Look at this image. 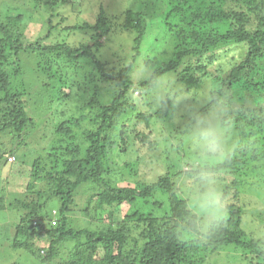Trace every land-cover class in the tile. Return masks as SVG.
<instances>
[{
	"label": "rangeland",
	"instance_id": "1",
	"mask_svg": "<svg viewBox=\"0 0 264 264\" xmlns=\"http://www.w3.org/2000/svg\"><path fill=\"white\" fill-rule=\"evenodd\" d=\"M0 9L3 11L8 9L6 15L9 17H12L9 15L13 13L12 10L24 15L23 23L11 28L14 30L15 39L21 37V43L26 51L21 52L17 58L12 56L13 59L11 57L9 66L6 65L5 69L12 77L10 82L12 93L25 91L26 111L31 120L21 134L8 130L9 132L0 135V264H11L13 261L17 264H68L72 261L75 245L73 242L64 243L62 247H59L57 255L50 261L45 260L46 258H33L29 250L14 249V223L15 220H20L25 211L23 209L19 211L16 208L21 200L32 201L25 191L28 184L34 181L32 178L34 173H39L47 179L50 173L55 172V167H61L59 164L56 165L58 159H69L73 152V157L82 155L87 144L84 133L96 130L93 122L98 114L96 103L99 102L102 106L109 105L123 90L113 83L100 80L98 69L92 70L96 66L88 59L81 62L82 65L78 64L81 68L79 75L87 80L82 83L80 90L75 88L71 92L70 99L61 100L59 91L63 89V92H69V89L50 81L49 70L45 68V58L40 50L36 49L39 42L49 47L58 43H66L73 48L80 45L92 46L93 50L97 49L95 55L106 65L108 73L119 71L121 67H132L134 87L129 92V99L133 108H130L122 117L116 130L110 131L109 136L112 146L108 148V161L113 169L120 172L118 186L134 187L140 183L154 184L161 178L169 176L177 194L185 199L189 207L198 214L197 224L201 235L204 236L200 238H203L205 243L206 233L217 218L221 219L228 215L226 208L220 205V201L223 190L231 184L233 176L206 173L195 179H189L184 173L191 168L185 162L188 158L191 159L193 153L196 155L195 158L200 160L199 162H203L204 168L205 165L214 166L222 162L236 147L234 139L238 137V133L233 128L238 115L246 113L251 118L258 115L260 111L261 115L264 114V57L259 59L250 73L245 74L237 84L231 85L228 80L230 71L237 61L244 58L247 48L237 44L221 47L199 58L198 64L205 67V70L192 72L193 76L201 80L199 88L189 89L187 80L190 71L185 70L187 66L197 63L198 60L195 59V62L191 60L190 65L186 60L180 70L161 77L156 88L140 91L137 85L147 79L150 76L149 73L155 69L153 67L151 70L146 61L157 58L159 64H163L169 62L174 55L176 41L167 34L165 25V29L162 26L164 15L170 9L167 2L162 0H72L67 6L45 8L43 4L35 5L33 0H0ZM227 9H243L244 13L255 20V14L249 7L245 8L240 0H228ZM101 10L106 11L109 16H117L116 19L120 18L119 26L114 27L105 37L100 36V33L93 28ZM126 11L142 12L148 17L149 26L140 49L141 56L134 51L136 35L120 27L125 22ZM86 24L91 26L89 30L84 28ZM73 26H77L78 30L71 31ZM95 42L98 44H94ZM32 47L37 52L29 50ZM95 76L98 81L93 84L91 80L96 79ZM86 85L89 89H86ZM211 93L214 95L210 97ZM195 96L196 102H194ZM166 99L176 104V113L166 121L155 120L152 123L154 148L140 149L138 145H135L138 150L132 149L125 155L120 154L119 151L122 149L119 145L120 126L136 118L139 113L155 115L161 110V105ZM215 99L218 103L216 105L213 103ZM209 103L211 104L208 105ZM91 106L93 107L90 108ZM82 117L84 120L81 126L73 130L74 137L63 136L58 132L60 126L66 121L72 123L73 119H82ZM223 118H228L227 125L232 126H224ZM205 120L215 125L224 140L225 150L217 157L212 159L202 157L201 160L199 158L201 155L193 144V132L198 122ZM77 146L81 149L80 153L74 150ZM11 150H17L16 154L10 152ZM1 156L4 158L2 159ZM11 156L16 158L13 170L11 166L5 165L6 159ZM199 162H196L194 170L201 165ZM254 164H250V168L255 167L259 171L249 172L250 168L247 164L239 170L238 174H242L239 176L240 179L253 178L255 174H259L258 179L261 182L259 185L251 182L253 186H244L243 197L239 203L243 208L244 218L238 231L242 234H240V240L264 244V159ZM205 175L215 182L217 189L219 209L215 215L207 214L197 207L193 200L194 194L202 187V182L198 179ZM102 190V185L91 184L84 185L76 191L73 212L69 214L71 228L76 231L92 228L96 231L98 228H107L111 224V219L108 217L109 211L99 212L95 210V206H91L89 213L85 212L89 199ZM155 197L158 198V196ZM225 204L237 206L238 203L231 199ZM127 207V205L122 207L123 215L126 214ZM49 209L57 212L59 205H53ZM136 209H140L145 214L151 213L152 210L148 201H140ZM118 220L119 218L112 219V221ZM184 223L186 224V221ZM186 235L193 240L196 239L192 231H188ZM31 242L32 239L27 238L23 244L30 245ZM38 245L48 247L49 243L42 240ZM201 249V252L193 257L197 260L195 264H249L247 259L252 254V250L234 244L221 247L217 251L208 248L204 252L203 248Z\"/></svg>",
	"mask_w": 264,
	"mask_h": 264
},
{
	"label": "trees",
	"instance_id": "2",
	"mask_svg": "<svg viewBox=\"0 0 264 264\" xmlns=\"http://www.w3.org/2000/svg\"><path fill=\"white\" fill-rule=\"evenodd\" d=\"M71 1L33 0V3L43 4L45 8H53L67 6ZM162 1L167 2L170 8L164 15L162 26L164 28L165 25L167 34L176 41L174 55L169 62L163 64H159L157 58L147 60L148 67L151 70L153 67L155 69L149 73L147 79L137 85L138 90L156 88L161 77L180 70L186 60L190 65L191 60L195 62V59L198 60L197 63L187 66L185 70L190 71L187 80L189 89L199 88L201 80L192 75L194 71L205 70V67L198 64L199 58L221 47L237 44L247 48L244 58L237 61L230 71L228 80L231 85L237 84L245 74L250 73L259 59L264 57V0H240L245 8L249 7L255 14V20L244 13L243 9H227L228 0ZM8 9L5 11L0 9V135L9 132L8 130L21 134L31 122L26 111L25 91L12 93L10 86L12 77L5 69L6 65L9 66L12 56L17 58L21 52L26 51L21 43V37L15 39L14 30L11 28L22 24L24 15L12 10L13 13L9 14L12 17H9L6 15ZM124 15L125 22L120 27L136 35L134 51L141 56L140 49L149 26L148 17L142 12L132 11H126ZM116 18L117 16H109L106 11L101 10L93 28L100 33V36L105 37L114 27L119 26L120 18ZM84 26L88 30L91 28L87 24ZM76 29L78 30L77 26L71 27V31ZM36 49L40 50L45 58V68L49 70L50 81L69 89V92H63V89L59 91L61 100L70 99L71 92L75 88L80 90L82 83L87 80L79 75L81 68L78 64L82 65L88 59L96 66L92 70L98 69L100 80L113 83L123 90L109 105L102 106L99 102L96 103L98 114L93 121L96 130L84 133L87 144L81 156L73 157V152L69 159H58L56 165L59 164L61 167H55V172L50 173L47 179L39 173L33 174L34 181L28 184L25 191L32 201L21 200L16 208L25 211L20 220H15L14 223V249L29 250L33 258H46L45 260L50 261L57 255L59 247L64 243L73 242L75 243L73 258L68 264H195L197 260L193 257L201 252V248L204 252L208 248L217 251L221 247L234 244L252 250V254L247 259L249 264H264V244L256 241L244 242L240 240L242 234L239 232V225L244 218L243 208L239 205L244 186H253L251 182L261 184L258 179L259 174L248 179L244 177L240 179L239 176L242 174L238 175L239 170L245 165L248 164L250 168V164L262 162L264 159V114L261 115V111L251 118L246 113L238 115L233 128L238 133V137L234 139L236 147L222 162L214 166L208 164L204 168L203 162L195 158V153L185 162L191 168L184 173L189 179H195L206 173L233 176L231 184L223 190L220 201V205L226 208L228 215L221 219L217 218L206 233L207 241L204 243L203 238H200L204 236L201 235L197 224L198 214L177 194L169 176L161 178L154 184L118 186L120 172L113 169L108 161V148L112 146L109 136L110 131L116 130L122 117L133 108L129 99V92L134 87L132 67H121L119 71L108 73L106 65L95 55L97 49L93 50L92 46L88 45L73 48L66 43H58L49 47L39 42ZM29 50L37 52L33 47ZM95 78L91 83L95 84L98 81L96 76ZM86 89H89V86L86 85ZM211 95L214 94L211 93L210 97ZM194 99L196 102V96ZM216 100L213 102L215 105L218 104ZM161 107L155 115L139 113L136 118L120 126L119 145L122 148L120 154L125 155L132 149L138 150L135 145L140 149L154 148L152 123L155 120L170 119L177 108L170 99H166ZM83 120L82 117V119H73L72 123L66 121L58 132L63 136L74 137V128L80 127ZM222 120L224 126H232L227 125L228 118ZM74 150H77V153L81 151L79 146ZM16 151L10 152L16 154ZM1 157L7 158L5 155ZM199 158L202 160V157ZM196 162L201 165L198 164V169L194 170ZM13 163L6 159L5 165L11 166L13 170ZM254 171L259 170L255 167L249 169V172ZM198 180L202 182V177ZM91 184L102 185L103 190L89 199L85 212L89 213L91 206H95V210L99 212L109 211L111 224L96 231L92 228L76 231L69 225V214L73 212L75 193L84 185ZM231 199L238 203L237 206L225 204ZM140 201L150 202L151 213L145 214L140 209H136ZM57 204L58 214L49 209ZM124 205L128 206L125 215L122 211ZM55 216L56 220L53 224ZM113 218L119 220L112 221ZM188 231H192L196 236L195 240L186 235ZM27 238L32 239L30 245L23 244ZM42 240L48 241V247L38 245ZM11 264L17 262L13 261Z\"/></svg>",
	"mask_w": 264,
	"mask_h": 264
},
{
	"label": "clouds",
	"instance_id": "3",
	"mask_svg": "<svg viewBox=\"0 0 264 264\" xmlns=\"http://www.w3.org/2000/svg\"><path fill=\"white\" fill-rule=\"evenodd\" d=\"M193 144L201 157L212 159L225 150V143L211 121L198 122L193 132ZM12 157V156H11ZM10 158V157H9ZM8 158V159H9ZM194 203L209 215H215L219 201L215 182L207 175L202 177V187L194 194Z\"/></svg>",
	"mask_w": 264,
	"mask_h": 264
},
{
	"label": "built area",
	"instance_id": "4",
	"mask_svg": "<svg viewBox=\"0 0 264 264\" xmlns=\"http://www.w3.org/2000/svg\"><path fill=\"white\" fill-rule=\"evenodd\" d=\"M14 160H15V158H14V157H10V158L8 159V161H9L10 163H13V162H14Z\"/></svg>",
	"mask_w": 264,
	"mask_h": 264
}]
</instances>
